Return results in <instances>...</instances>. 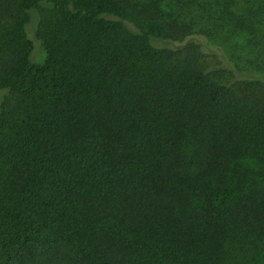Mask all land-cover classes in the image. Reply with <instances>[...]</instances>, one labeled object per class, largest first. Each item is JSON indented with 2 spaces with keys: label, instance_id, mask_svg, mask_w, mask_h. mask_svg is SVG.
<instances>
[{
  "label": "trees",
  "instance_id": "trees-1",
  "mask_svg": "<svg viewBox=\"0 0 264 264\" xmlns=\"http://www.w3.org/2000/svg\"><path fill=\"white\" fill-rule=\"evenodd\" d=\"M191 36L264 75V0H0V264H264V81Z\"/></svg>",
  "mask_w": 264,
  "mask_h": 264
},
{
  "label": "rangeland",
  "instance_id": "rangeland-1",
  "mask_svg": "<svg viewBox=\"0 0 264 264\" xmlns=\"http://www.w3.org/2000/svg\"><path fill=\"white\" fill-rule=\"evenodd\" d=\"M27 33L31 37L32 24L27 27ZM247 38L248 37L245 34H236L233 38V42L237 44L243 43L247 40ZM189 43L190 45H196L197 50L200 53L198 60L206 73L219 72L220 76L217 79L219 82L235 84L236 82L255 79L264 81L263 73L252 71L253 68L250 63L248 64L247 62L242 61L240 64L235 65L230 57V53H228L226 50H223L221 47L211 44L201 36H191L181 42L162 40L155 42V45L171 48L176 51H182L184 49L181 48L182 45H187ZM36 45L37 44L34 42V54L37 53ZM31 61L35 60L31 58ZM9 96L10 94L7 91H0V104L9 99Z\"/></svg>",
  "mask_w": 264,
  "mask_h": 264
}]
</instances>
